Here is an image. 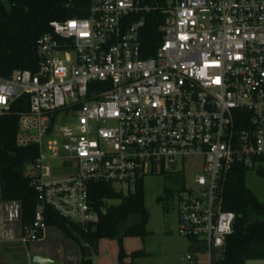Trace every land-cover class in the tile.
<instances>
[{"label": "built area", "instance_id": "obj_1", "mask_svg": "<svg viewBox=\"0 0 264 264\" xmlns=\"http://www.w3.org/2000/svg\"><path fill=\"white\" fill-rule=\"evenodd\" d=\"M150 10L139 0H90L87 16L50 22L36 71L0 77V115L26 96L16 143L40 149L27 170L39 199L34 225H23L20 202L0 192V242L24 244L28 255L51 228L47 205L87 227L100 219L92 182L127 194L201 155L202 170L176 194L178 232L191 264L201 253L216 264L236 219L223 209V180L237 161L264 166V0H170L162 40L146 56ZM50 159L76 165L55 178Z\"/></svg>", "mask_w": 264, "mask_h": 264}, {"label": "trees", "instance_id": "obj_2", "mask_svg": "<svg viewBox=\"0 0 264 264\" xmlns=\"http://www.w3.org/2000/svg\"><path fill=\"white\" fill-rule=\"evenodd\" d=\"M139 1L151 8L146 13L142 34L147 56L154 53L162 40L159 30L164 17L162 8L170 0ZM89 7L90 0H0V77H9L17 69L36 71L38 40L50 31V22L87 16ZM27 108L26 96H23L14 103V112L0 115V192L3 200L20 202L21 221L30 227L34 225L39 199L27 166L36 161L40 149L35 144L19 146L16 143L17 112ZM249 169L237 161L223 180V209L234 212L236 219L234 231L227 235L222 256L216 264H245L248 258L264 257V202L247 184ZM256 170L264 176V166L260 165ZM172 194L170 190L168 196ZM90 196L100 212V219L87 227L71 221L52 206L47 205L44 209L46 224L80 246L82 258L78 264H96L93 257H87L86 245L98 254L103 239L116 241L117 264L132 263L136 258L146 256L148 252L143 248L128 250L125 245L126 238L145 240L148 235L150 212L145 204L144 179H140L136 189L127 194L117 190L112 183L92 182ZM164 198L165 195H159L157 199ZM113 199L120 201L108 205V200Z\"/></svg>", "mask_w": 264, "mask_h": 264}, {"label": "rangeland", "instance_id": "obj_3", "mask_svg": "<svg viewBox=\"0 0 264 264\" xmlns=\"http://www.w3.org/2000/svg\"><path fill=\"white\" fill-rule=\"evenodd\" d=\"M3 1L7 2V0ZM76 120L74 113L67 114L66 124H74ZM48 163L55 178L68 176L76 165L75 162L64 164L60 159H50ZM202 165L203 156H189L178 172L152 174L144 178L145 204L150 212V219L147 224L148 235L145 240L128 238L126 239V246L127 249L129 248L128 250L143 248L148 254L126 264H190V261L186 259L189 241L178 232L176 194L182 187L192 185L195 175L202 170ZM27 170L32 172V166H27ZM247 184L264 202V176L260 175L255 167H251L247 173ZM170 190L173 193L172 196H168ZM159 195H165V198L159 201L157 199ZM119 201V199L108 200V205L118 204ZM44 243L53 252L59 251L61 253V259L58 257L62 261L60 264L67 262L76 264L82 258L80 246L66 239L55 228L48 231ZM27 248L28 246L21 243L3 245L0 248V264H26ZM117 256L118 246L115 247L108 243L100 249V254H93V259L96 264H117ZM221 256L222 252L216 253V257ZM196 264H206V253L200 254ZM245 264H264V257L248 258L245 260Z\"/></svg>", "mask_w": 264, "mask_h": 264}, {"label": "crops", "instance_id": "obj_4", "mask_svg": "<svg viewBox=\"0 0 264 264\" xmlns=\"http://www.w3.org/2000/svg\"><path fill=\"white\" fill-rule=\"evenodd\" d=\"M52 228V227H51ZM50 228V229H51ZM58 230V229H57ZM59 231V230H58ZM126 239H128V238H126ZM126 239H125V245H126ZM44 241L45 240H42V241H38V242H32L30 245H29V248H33V250L34 251H36V250H38L39 252H42L43 254H45V255H47V256H51V257H53V258H57L58 259V257L60 258V254L61 253H59V251H55V252H53L50 248H49V246L46 244V243H44ZM11 243H15V242H10V241H1L0 242V248L4 245H9V244H11ZM108 243H111V244H113V246H115L116 247V245H117V243H116V241H114V240H107V239H103V240H101V242H100V245H99V254H100V249L103 247V245L104 244H108ZM127 247V246H126ZM189 247H190V244H189ZM129 249V248H128ZM131 249V248H130ZM29 256L27 257V263L26 264H29ZM61 259V258H60ZM60 262H62L61 260H60ZM66 264H70V262H67ZM191 264V263H190Z\"/></svg>", "mask_w": 264, "mask_h": 264}, {"label": "water", "instance_id": "obj_5", "mask_svg": "<svg viewBox=\"0 0 264 264\" xmlns=\"http://www.w3.org/2000/svg\"><path fill=\"white\" fill-rule=\"evenodd\" d=\"M87 257H93V251L89 245H86ZM30 264H60V262L50 256L41 254L39 252L29 250L28 252Z\"/></svg>", "mask_w": 264, "mask_h": 264}, {"label": "snow or ice", "instance_id": "obj_6", "mask_svg": "<svg viewBox=\"0 0 264 264\" xmlns=\"http://www.w3.org/2000/svg\"><path fill=\"white\" fill-rule=\"evenodd\" d=\"M72 26L74 27L75 25L73 24Z\"/></svg>", "mask_w": 264, "mask_h": 264}, {"label": "flooded vegetation", "instance_id": "obj_7", "mask_svg": "<svg viewBox=\"0 0 264 264\" xmlns=\"http://www.w3.org/2000/svg\"><path fill=\"white\" fill-rule=\"evenodd\" d=\"M25 256H26V254H25ZM26 258V257H25Z\"/></svg>", "mask_w": 264, "mask_h": 264}]
</instances>
